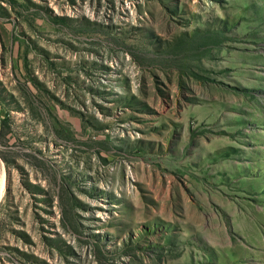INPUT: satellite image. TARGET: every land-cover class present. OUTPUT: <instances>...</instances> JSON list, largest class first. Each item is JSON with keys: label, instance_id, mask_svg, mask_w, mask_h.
Returning a JSON list of instances; mask_svg holds the SVG:
<instances>
[{"label": "rangeland", "instance_id": "obj_1", "mask_svg": "<svg viewBox=\"0 0 264 264\" xmlns=\"http://www.w3.org/2000/svg\"><path fill=\"white\" fill-rule=\"evenodd\" d=\"M0 264H264V0H0Z\"/></svg>", "mask_w": 264, "mask_h": 264}]
</instances>
